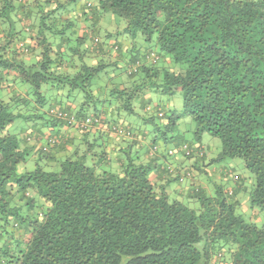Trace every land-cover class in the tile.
I'll return each mask as SVG.
<instances>
[{
  "label": "trees",
  "instance_id": "trees-1",
  "mask_svg": "<svg viewBox=\"0 0 264 264\" xmlns=\"http://www.w3.org/2000/svg\"><path fill=\"white\" fill-rule=\"evenodd\" d=\"M262 214L264 0H0V264H264Z\"/></svg>",
  "mask_w": 264,
  "mask_h": 264
},
{
  "label": "rangeland",
  "instance_id": "rangeland-1",
  "mask_svg": "<svg viewBox=\"0 0 264 264\" xmlns=\"http://www.w3.org/2000/svg\"><path fill=\"white\" fill-rule=\"evenodd\" d=\"M90 1L93 2V0H90ZM112 19L113 18L111 17L110 19H106V20H107V22L109 24V27H110V23H111V26L113 28L115 25L113 24V22L110 21ZM101 25H102V23H101ZM103 26L104 25H102L101 27H103ZM108 30H110V29H108ZM104 31H106V29L102 28L101 31H100L101 34H103ZM118 77H121V76L118 75L116 78H118ZM178 96L179 97L177 99H178V102H179V101H181L180 100L181 96L180 95H178ZM179 105H180V102H179ZM179 126H180L179 130L184 133L188 144H191L193 147H195V146H199L200 143H201L203 148L206 150L208 158H212L213 156L216 157L217 153L220 151V148H221V143H220V140L218 138L213 137L208 132H203L200 135H198L195 122L188 115L182 117V119L179 122ZM175 155H177V158L174 161H173V156L172 155H166L165 156V162L173 164V165L175 164V166L176 165L187 166L188 162H190V160H188L187 158L183 157L182 155H179V157H178V153L176 151H174V156ZM161 161L163 163L164 160L161 159ZM217 164L218 165L225 164V165L229 166L230 168H233V170H234L233 172L234 173L238 172L242 176H244L246 178L249 177L252 180V176L247 172V170L244 167V164H243V162H242V160L240 158L227 157L224 160H221L220 162H217ZM248 180L249 179H247V181ZM247 181H246V185H247ZM238 198L241 199V202H240V206L238 207L237 211H239L240 214H242L244 218H251L252 212H254V210L250 206L249 198H248L247 194L240 193L238 195ZM261 217L263 218L264 215L262 214Z\"/></svg>",
  "mask_w": 264,
  "mask_h": 264
},
{
  "label": "crops",
  "instance_id": "crops-1",
  "mask_svg": "<svg viewBox=\"0 0 264 264\" xmlns=\"http://www.w3.org/2000/svg\"><path fill=\"white\" fill-rule=\"evenodd\" d=\"M174 188H175L176 190H181L180 188H182V186L177 185V186H175Z\"/></svg>",
  "mask_w": 264,
  "mask_h": 264
}]
</instances>
